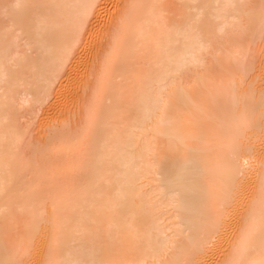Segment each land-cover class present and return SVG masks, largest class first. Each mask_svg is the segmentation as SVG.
<instances>
[{"label": "bare ground", "instance_id": "obj_1", "mask_svg": "<svg viewBox=\"0 0 264 264\" xmlns=\"http://www.w3.org/2000/svg\"><path fill=\"white\" fill-rule=\"evenodd\" d=\"M0 264H264V0H0Z\"/></svg>", "mask_w": 264, "mask_h": 264}, {"label": "rangeland", "instance_id": "obj_2", "mask_svg": "<svg viewBox=\"0 0 264 264\" xmlns=\"http://www.w3.org/2000/svg\"><path fill=\"white\" fill-rule=\"evenodd\" d=\"M93 36V35H92ZM97 36V35H96ZM96 36H94V41H96ZM92 38V37H91ZM92 67H94L95 68V66H96V64H95V62L93 61L92 63ZM92 82H93V78H91L90 80H89V87L91 86V84H92ZM86 96V95H85ZM73 105V104H72ZM72 106H70V108H71ZM73 109H74V106H73ZM72 108H71V110H73ZM70 110V113H69V115H70V117L71 116H73L74 115V111H71ZM43 115V114H42ZM37 122V121H36ZM38 124V123H37ZM36 125V123L34 124V126ZM33 129V131H34V129L35 128H32ZM39 129V127H37V129L36 130H38ZM40 131V129L37 131V132H34V134L36 135H34L36 138H38V139H40V140H43V138L41 137V135H40V133H38Z\"/></svg>", "mask_w": 264, "mask_h": 264}]
</instances>
